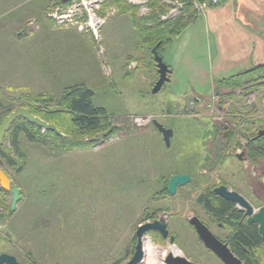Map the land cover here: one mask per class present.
Here are the masks:
<instances>
[{
	"label": "rangeland",
	"instance_id": "rangeland-1",
	"mask_svg": "<svg viewBox=\"0 0 264 264\" xmlns=\"http://www.w3.org/2000/svg\"><path fill=\"white\" fill-rule=\"evenodd\" d=\"M60 1L0 0V123L16 108L27 106L30 96L57 97L68 86L84 83L94 93L93 104L107 111L108 123L117 132L88 149L69 151L23 132L18 133L16 147H12L5 134L0 144L5 154L0 155V169L20 190L21 200L10 212L11 196L0 189V255H11L20 264H126L136 245L137 228L164 216L174 245L150 231L143 246L157 248L158 256L176 248L194 264H222L200 245L187 219L197 216L224 241L228 232L217 227V221L196 204L197 197L208 188L224 184L257 210V200L262 202L264 196V162L251 167L236 159L233 153L241 151L242 139L240 148H235V137L224 151L220 139L207 146L197 139L187 144V139L177 138L178 134L189 136V142L192 136L180 129H173L177 139L173 135L165 148L152 123L155 120L170 128L171 121L189 117L211 121L210 108H221L226 102L230 106L232 101L244 118H250L251 114L245 113L254 109L243 97L231 101L217 93L192 105L194 90L189 86L186 98H176L179 103H172L175 98L170 90L175 89V81L152 93L158 75L140 32L141 27H151L148 22L142 23L152 13L150 0L146 16H141L144 0L141 4L100 0L95 14L106 21L99 44L70 26H53L47 15ZM131 6L138 7L135 16L128 10ZM201 15L196 13V20ZM133 16L139 26H134ZM179 17L187 18L186 13ZM46 47L48 62L59 64L56 72L46 68L47 56L45 65L42 63ZM263 90L257 87L251 92ZM130 117L145 119L146 126L135 127L128 122ZM254 117L264 119L257 113ZM205 154L209 159L204 165ZM222 154L228 158L221 164ZM8 158L14 166L7 164ZM177 159L179 172H187L184 174L191 177V182L169 196L161 190ZM144 252L142 264H153L155 254ZM156 263L163 261L156 259Z\"/></svg>",
	"mask_w": 264,
	"mask_h": 264
},
{
	"label": "trees",
	"instance_id": "trees-1",
	"mask_svg": "<svg viewBox=\"0 0 264 264\" xmlns=\"http://www.w3.org/2000/svg\"><path fill=\"white\" fill-rule=\"evenodd\" d=\"M114 2L115 4H119L120 1ZM183 3L185 6L182 13H186V19L179 17L174 21L161 22L159 20V15L164 14L168 7L162 5L157 0L149 1L148 7L151 8L152 13L148 18L142 20V23L148 22L151 24V27H141L140 32L143 42L149 47L150 51L159 43L158 53L162 56L161 53L172 44L173 40L179 36L188 25H191L196 20V13L191 9L190 3L187 1H183ZM128 8V10L135 12V16L138 7L131 6ZM134 16L133 24L134 26H139V21ZM253 75L256 77L254 76L255 78H251L250 80L244 79V77L250 78L249 76ZM259 81L261 83L257 85ZM257 87H264V65L216 83V89H221L223 90L222 92H224L220 93L218 91L217 96H224V98H227L226 100L231 101L232 99H237V97H243L247 92ZM235 90H240V94L236 95ZM93 96L94 93L92 90L84 83H79L68 86L57 97L44 94H40L36 97H28L26 101L28 105L23 107L30 110L33 116L48 124L54 125L60 135H56L50 131H45L41 134L40 131L42 130L35 125L23 119H17L7 132L9 144L12 147H16L19 132H23L30 138H33L34 135L33 139L39 138L38 141L42 139L49 140L52 144L67 151L88 149L100 140L106 141L117 131L110 127L108 123L109 114L107 111L93 104ZM232 102L228 108L226 117L233 121L235 125V132L232 138L234 139L236 137L235 148L241 147L240 139L245 140L247 142L246 145L241 147L246 151L245 160L251 167H256L260 161L264 162V137L255 140L258 131L264 129V119L254 117V114H256L254 110H250L251 113H245L248 115L251 114L250 118H244L238 115L239 112L235 109V105ZM243 110L245 111L246 108ZM188 119H190L191 125L195 127V129L193 128L191 130L194 132L191 135L193 139L191 140L190 138L191 143L193 140L197 139L201 140L200 142L203 146H207L206 143L208 144L209 142L220 139L224 151H227L230 147L232 140L227 143L226 140L222 139L218 134L219 131L224 130L223 127H219L214 122L208 121L205 123L208 128H202V130H200L198 129L199 125H202L203 122L192 119L191 117ZM195 133L201 134V137H197ZM36 134H39V136L36 137ZM187 143H189V141H187ZM0 155L3 157L5 156L1 149ZM228 155L230 156V154ZM233 155L236 157L235 152ZM204 156H207L202 161L205 165L209 157L207 154ZM227 158L228 156H223L222 154L220 163L222 164ZM177 160L178 162L176 165H172V172L166 179L165 185L161 190L164 194H167L168 182L172 176L187 173L179 172L180 160ZM7 164H9V166L15 165L10 158L7 159ZM193 170H195L194 167ZM213 188L204 190L197 197L196 204L211 218L222 224L223 229L228 232L225 242L238 259L244 264H264V245L258 234L257 225L254 223L249 224L244 213L240 212L235 204L216 197L212 193Z\"/></svg>",
	"mask_w": 264,
	"mask_h": 264
},
{
	"label": "crops",
	"instance_id": "crops-1",
	"mask_svg": "<svg viewBox=\"0 0 264 264\" xmlns=\"http://www.w3.org/2000/svg\"><path fill=\"white\" fill-rule=\"evenodd\" d=\"M42 55L44 65L43 59L48 57L46 68L52 67L56 72L59 64L48 62L47 47ZM162 59L170 69L168 84L176 83L175 89L170 90V96L175 98L172 103H179L176 98H186L187 86L194 90L192 105L200 102L199 98L216 95L218 81L264 65V0H225L220 6L210 7L175 38ZM201 122L198 129L208 128V120ZM191 124L188 118L175 120L170 128L192 135L195 127ZM175 137L174 134V139L189 141V136Z\"/></svg>",
	"mask_w": 264,
	"mask_h": 264
},
{
	"label": "water",
	"instance_id": "water-1",
	"mask_svg": "<svg viewBox=\"0 0 264 264\" xmlns=\"http://www.w3.org/2000/svg\"><path fill=\"white\" fill-rule=\"evenodd\" d=\"M159 43L156 44L151 49V54L155 64L156 72L158 75L157 81L154 83L152 88V93L157 94L160 92L165 83L169 82V67L163 62L162 57L158 53ZM17 119H23L26 122L35 125L37 128L43 131H50L56 135H60L59 131L54 125L48 124L45 121L32 115L31 111L25 108H16L12 113L5 117L0 123V144L3 143L5 134L9 131L12 124ZM218 125L224 128L222 137L228 143L233 135L235 125L233 121H218ZM153 126L162 136V140L165 147L170 146V139L173 137V130L171 128H166L157 121H153ZM264 137V129L259 130L255 140ZM236 159L243 162L246 159L245 151H241L236 154ZM191 182V177L187 174H177L169 179L167 186V193L169 196H174L177 189L187 185ZM0 187L3 191L7 192L11 196L10 212H13L17 204L21 200L20 190L12 186L11 180L8 176L0 169ZM212 193L225 201L235 204L236 208L244 213L249 224L254 223L257 225L258 234L261 237L262 243L264 245V206L259 207L255 210L249 201L241 194L227 188L224 185L218 186L212 190ZM188 223L193 227L199 241L202 246L214 254V256L223 264H243V262L238 259L229 249L227 243L220 241L214 234L196 217L192 216L188 219ZM150 231H157L161 234L163 239L168 237L167 221L164 217H160L154 222L145 223L140 225L135 233L136 245L134 248V254L132 258L126 264H142L145 252L143 246V239L145 235ZM169 243L174 245V238H169ZM163 264H193L187 258L183 256H174L171 252L167 253L163 258ZM0 264H20L15 257L7 254L0 255Z\"/></svg>",
	"mask_w": 264,
	"mask_h": 264
},
{
	"label": "built area",
	"instance_id": "built-area-1",
	"mask_svg": "<svg viewBox=\"0 0 264 264\" xmlns=\"http://www.w3.org/2000/svg\"><path fill=\"white\" fill-rule=\"evenodd\" d=\"M133 3L141 4V0H129ZM145 7L141 8V16H146L148 13ZM162 4L168 7L167 11L160 15V21L166 22L171 19H176L180 13L183 12L185 4L183 1L190 3L191 9L198 13L203 14L210 7H217L222 5L225 0H159ZM100 0H62L55 9L47 15V19L53 24L54 27L61 25L70 26L77 29L79 32H84L91 36L96 43H101V28L104 26L106 19H100L96 16L95 10L99 9ZM148 9V8H146ZM101 47V46H100ZM102 52V48L100 50ZM104 71L108 68L103 67ZM241 91L237 92L239 95ZM215 96V95H214ZM215 100L216 98H212ZM246 104L256 111L257 115H264V90L263 91H250L243 96ZM221 107V106H219ZM210 108V107H209ZM229 108V103H224L221 108H210L211 120H221L226 117ZM128 122H133L135 127L142 129L146 126V120L142 118L130 117ZM150 122V121H149ZM122 135H119V137ZM245 144V143H244ZM239 152V151H238ZM1 189V187H0ZM145 238V237H144ZM144 241V239H143Z\"/></svg>",
	"mask_w": 264,
	"mask_h": 264
},
{
	"label": "flooded vegetation",
	"instance_id": "flooded-vegetation-1",
	"mask_svg": "<svg viewBox=\"0 0 264 264\" xmlns=\"http://www.w3.org/2000/svg\"><path fill=\"white\" fill-rule=\"evenodd\" d=\"M227 120V121H229L230 122V120L228 119V118H226V117H224L223 119H221V120H211L212 122H214L217 126H219L220 127V125H218V121H223V120ZM223 132H224V130H222V131H219L218 132V134L222 137V134H223ZM234 132H235V129H234ZM173 135H174V133H173ZM234 136V135H233ZM233 138V137H232ZM222 139H223V137H222ZM232 140V139H231ZM230 140V141H231ZM242 141L245 143L244 144V146L246 145V141L245 140H243L242 139ZM243 146V147H244ZM244 149H242L241 148V151H243ZM241 151H239L238 153H240ZM245 151V150H244ZM245 153H246V151H245ZM237 154V153H236ZM246 160H244L243 162H245ZM247 163V162H246ZM182 175V174H181ZM189 184V183H188ZM218 186H221V185H218ZM218 186H215L214 188H216V187H218ZM224 186H226V185H224ZM227 187V186H226ZM213 188V189H214ZM228 188V187H227ZM212 189V190H213ZM234 191V190H233ZM166 195H168V193L166 194ZM243 196V195H242ZM263 200H262V202H258V200H257V205H258V207H257V209L259 208V207H261V206H264V196H263V198H262ZM160 217H164V216H157V217H154L153 219H151V220H149L148 221V223H151V222H154V221H156L157 219H159ZM192 217V216H191ZM197 217V216H196ZM165 219H166V217H164ZM198 218V217H197ZM210 231H211V229L209 228V226L207 225V223L205 222V221H203V220H201L200 218H198ZM167 221V220H166ZM187 222H188V219H187ZM216 225H217V227H219V228H221V229H223V226H222V224L221 223H216ZM190 227H192V226H190ZM193 228V227H192ZM167 229H168V221H167ZM194 230V229H193ZM224 230V229H223ZM168 231H169V229H168ZM152 233H154L155 235H157L158 237H161L162 238V236H161V234L159 233V232H157V231H151ZM195 232V231H194ZM212 232V231H211ZM213 233V232H212ZM196 234V233H195ZM214 234V233H213ZM215 236V235H214ZM170 237H172V235L170 234V232H168V237H167V239H164V240H168L169 241V238ZM216 237V236H215ZM174 238V237H173ZM163 239V238H162ZM196 239H197V241L200 243V245H202L201 244V242L199 241V239H198V237H197V235H196ZM226 240V239H225ZM225 240L224 241H222V242H224V243H226L225 242ZM134 248H135V246L133 247V252H132V254H131V257L129 258V260L132 258V256H133V254H134ZM208 251V250H207ZM210 252V251H209ZM211 253V252H210ZM213 254V253H212ZM214 255V254H213ZM128 260V261H129ZM189 260V259H188ZM191 262V261H190ZM222 263V262H221ZM194 264V263H193ZM223 264V263H222ZM244 264V263H243Z\"/></svg>",
	"mask_w": 264,
	"mask_h": 264
},
{
	"label": "bare ground",
	"instance_id": "bare-ground-1",
	"mask_svg": "<svg viewBox=\"0 0 264 264\" xmlns=\"http://www.w3.org/2000/svg\"><path fill=\"white\" fill-rule=\"evenodd\" d=\"M144 250H150L153 254H155V256L156 257H154L153 258V260H152V262H153V264H155V262H156V259H159L160 261H162L163 260V258L165 257V252L164 251H162L161 253H160V256H158V249L157 248H153V247H151V245H149V244H147V245H145L144 246ZM171 253L174 255V256H181V253L176 249V248H173L172 249V251H171ZM158 263V262H157ZM156 263V264H157Z\"/></svg>",
	"mask_w": 264,
	"mask_h": 264
}]
</instances>
